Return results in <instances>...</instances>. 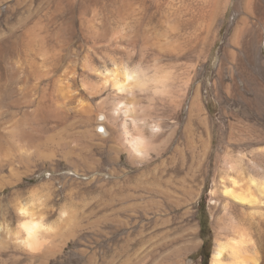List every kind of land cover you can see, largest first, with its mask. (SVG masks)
Instances as JSON below:
<instances>
[{
  "label": "rangeland",
  "instance_id": "1",
  "mask_svg": "<svg viewBox=\"0 0 264 264\" xmlns=\"http://www.w3.org/2000/svg\"><path fill=\"white\" fill-rule=\"evenodd\" d=\"M253 3L0 0V221L15 225L34 186L52 196L50 219L72 211L34 252L0 232V264H212L224 160L243 155V177L264 178V118L249 107L254 90L264 97V0ZM114 59L167 78V96L123 100L164 118L149 158L128 152L99 85Z\"/></svg>",
  "mask_w": 264,
  "mask_h": 264
},
{
  "label": "bare ground",
  "instance_id": "2",
  "mask_svg": "<svg viewBox=\"0 0 264 264\" xmlns=\"http://www.w3.org/2000/svg\"><path fill=\"white\" fill-rule=\"evenodd\" d=\"M248 1H249V5H250V2L252 3L251 5L254 4L253 0H248ZM249 5H248V8L250 7ZM257 8H258V10H260V8H263V6L260 3H258ZM261 10L262 11L260 12L259 18H260V22L264 23V9H261ZM113 61L118 62V61H120V59H116V60L114 59ZM73 76H76V75H74V73H73ZM71 78H72V76H71ZM98 78H100V80H98L100 82L99 85L103 88V90L104 89L108 90L110 95L112 96V98L115 99L114 102L115 103L117 102L116 105L113 104V105H115V108L113 110V114L111 113V115H112L113 119H115V121L121 122L120 125L118 123L117 127L120 126V128H122L123 132H125L126 129L129 131V129L131 127H130L129 123L127 122L128 106L126 105V103L123 100L125 98H130L133 95L129 94V90L122 83L107 81V79L103 75V73H101V76ZM65 80H67V79L65 78ZM69 83H67V84H69ZM95 83H97V82H95ZM100 86L97 88H100ZM97 88H94V93H95V89H97ZM251 88L252 87H250V89ZM100 90L101 89H99V91ZM66 92H67V90H66ZM253 93L255 96V101L250 102L249 107L250 106L251 107L257 106V109L255 111L256 115H259V117L262 116L264 118V97H262L261 94H258L257 90H254ZM73 94L75 95V92H73ZM92 95H94V94L92 93ZM94 96H96V95H94ZM69 97H68V99H69ZM71 97L75 101L76 96L75 97L71 96ZM72 98H71V100H72ZM117 98H119L120 101H117L116 100ZM79 100H83V99L79 98ZM60 102H61V100H60ZM65 102H68V101H65ZM69 102H70V99H69ZM77 102H78V100H77ZM74 103H76V102H74ZM128 103H130V102H128ZM62 104H63V102H62ZM81 105H83V104H81ZM84 105H87V104H84ZM68 106H70L69 109H71V110H76L78 112L83 111L86 113L85 106H84V108H81L82 106L78 107L77 105H74L72 103L68 104ZM90 108H89V110H87L88 114H89L88 111H91ZM57 109H58V107H57ZM67 109H68V107L66 106V110ZM92 111H93V109H92ZM59 112H60V110H59ZM62 113H63V111H62ZM88 114L85 116H88ZM97 114H96V116L99 115V114L98 115ZM65 115H67V114H65ZM93 115H95V114L93 113ZM107 115H109V114H107ZM111 115L109 117H111ZM68 116H71V115H68ZM75 116H76V114H75ZM88 117H90V116H88ZM121 117L123 118V120H121L122 119ZM101 118H102L101 121L99 119H97L98 122L107 123V121L109 120L108 116H106V115H102ZM91 119H92V112H91ZM91 119H89V121H91ZM87 123L90 125V122H87ZM95 124H97V123L95 122ZM97 126H96L97 129L102 127V125H97ZM91 127H93V126H91ZM102 128H103V133H101V131H100V133H98V134H100L102 137H106L108 135L109 131L106 129V127H102ZM93 132H94V130H93ZM123 141L125 143L124 136H123ZM125 145H126V143H125ZM128 150H129L128 152L134 158H137L129 148H128ZM213 157L215 158L214 152L210 153V160H214ZM236 159H238V160H236L237 162L233 161V160L230 161V159H226L229 161L224 160V163H223L224 167L226 168V170L229 171V173L231 175L226 176L222 180L223 181L222 182V185H223V190H222L223 203H222V209L221 210L223 212V218L221 219V222H220L221 223L220 230H219L220 232L217 235L218 236L217 237V244H216V248H215V251L213 254V258H212V264H264V178L262 179V182H259L258 179L252 175H250L249 178L243 177V174L246 172V168H244L242 166V163L245 162V158L243 155H241L239 158L236 157ZM119 160H120V158H119ZM38 248L39 247L35 248L34 250H27V251L34 252Z\"/></svg>",
  "mask_w": 264,
  "mask_h": 264
},
{
  "label": "clouds",
  "instance_id": "3",
  "mask_svg": "<svg viewBox=\"0 0 264 264\" xmlns=\"http://www.w3.org/2000/svg\"><path fill=\"white\" fill-rule=\"evenodd\" d=\"M107 81L120 82L129 90L130 95L150 93L152 97L168 95V81L161 74L159 66L154 62L145 65L140 62L130 63L127 60L113 61L110 68L103 70ZM151 103L147 105L130 103L128 105L127 122L131 132H124L127 147L137 159H146L155 150V141L166 131L164 118L153 114ZM50 194L36 195L35 186L20 196L14 206L19 217L15 225L12 222L0 221V232L17 247L34 250L49 243L48 237L59 230L57 220L63 222L72 215V211L61 206L57 217L50 219L47 215Z\"/></svg>",
  "mask_w": 264,
  "mask_h": 264
},
{
  "label": "snow or ice",
  "instance_id": "4",
  "mask_svg": "<svg viewBox=\"0 0 264 264\" xmlns=\"http://www.w3.org/2000/svg\"><path fill=\"white\" fill-rule=\"evenodd\" d=\"M101 131H103V129H101Z\"/></svg>",
  "mask_w": 264,
  "mask_h": 264
}]
</instances>
